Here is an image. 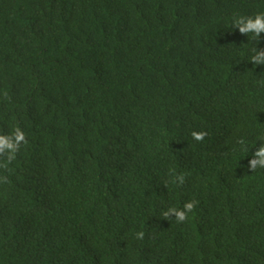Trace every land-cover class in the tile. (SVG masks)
<instances>
[{"label": "trees", "instance_id": "1", "mask_svg": "<svg viewBox=\"0 0 264 264\" xmlns=\"http://www.w3.org/2000/svg\"><path fill=\"white\" fill-rule=\"evenodd\" d=\"M257 14L0 0V135L25 137L0 152V264H264V32L234 24Z\"/></svg>", "mask_w": 264, "mask_h": 264}, {"label": "clouds", "instance_id": "2", "mask_svg": "<svg viewBox=\"0 0 264 264\" xmlns=\"http://www.w3.org/2000/svg\"><path fill=\"white\" fill-rule=\"evenodd\" d=\"M235 25L239 26V30L242 33H252L254 38H258L261 32H264V14H257L255 17L239 18L234 21ZM252 62L254 64H264V50H257L253 55ZM194 139H202L201 133H193ZM15 141H11L7 135H0V152L11 149L8 159L10 160L14 154V145H18L20 141L25 139L24 133L17 129L15 132ZM253 159L249 161V166L252 170L256 168H264V143H261L259 148L252 154ZM194 207L193 202H188L184 205L183 210L169 209L164 215L174 214L178 221H184L186 219V213L191 211Z\"/></svg>", "mask_w": 264, "mask_h": 264}]
</instances>
